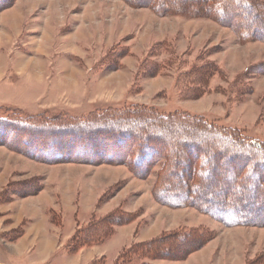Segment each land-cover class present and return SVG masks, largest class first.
I'll return each instance as SVG.
<instances>
[{
    "label": "rangeland",
    "instance_id": "obj_1",
    "mask_svg": "<svg viewBox=\"0 0 264 264\" xmlns=\"http://www.w3.org/2000/svg\"><path fill=\"white\" fill-rule=\"evenodd\" d=\"M131 2L2 0L0 115L66 121L63 115L138 104L237 127L264 142V38L237 41L215 20L162 16ZM200 59L218 74L192 99L177 79ZM2 128L0 264H113L134 244L156 239L169 247L153 264L264 261V225L228 226L202 205L162 201L155 193L162 161L143 176L98 155L37 161L4 143L21 142ZM59 143L52 138L47 147L60 151ZM111 215L123 223L108 239L73 250L76 230ZM174 240L193 244L180 252L171 249Z\"/></svg>",
    "mask_w": 264,
    "mask_h": 264
},
{
    "label": "trees",
    "instance_id": "obj_2",
    "mask_svg": "<svg viewBox=\"0 0 264 264\" xmlns=\"http://www.w3.org/2000/svg\"><path fill=\"white\" fill-rule=\"evenodd\" d=\"M124 1L140 2L162 16L215 20L229 26L237 41L264 38L263 0ZM200 61L177 79V85L184 88L180 91L192 99L202 95L218 74L215 65ZM19 116L0 115L5 135L21 143L3 142L30 158L54 163L78 162L79 157L84 162L98 155L106 162H124L141 176L162 161L155 193L168 205H202L228 226L264 225V142L244 134L242 129L217 125L181 111L168 113L138 104L79 117L63 115L66 121ZM95 133L100 134L99 141H95ZM56 137L60 139V151L47 147ZM40 143L43 147L38 151ZM122 223L121 216L114 215L89 222L71 237L73 250L102 243ZM162 242L156 239L134 244L113 264H153L155 259L166 257L160 249L169 246ZM189 243L174 240L171 249L181 246L180 252H184L186 247L182 245Z\"/></svg>",
    "mask_w": 264,
    "mask_h": 264
}]
</instances>
